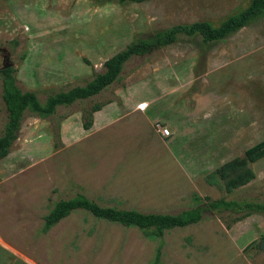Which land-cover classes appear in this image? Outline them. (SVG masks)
I'll return each instance as SVG.
<instances>
[{"label": "rangeland", "instance_id": "rangeland-1", "mask_svg": "<svg viewBox=\"0 0 264 264\" xmlns=\"http://www.w3.org/2000/svg\"><path fill=\"white\" fill-rule=\"evenodd\" d=\"M250 1L0 0V69L10 64L17 87L44 101L46 92L84 85L139 35L193 22L217 26ZM214 91L223 97L212 99ZM173 100L207 123L176 154L173 133L161 137L145 118L169 115ZM223 106L230 125L220 120ZM5 117L0 81V134ZM262 140L264 16L216 44L194 37L133 57L98 95L47 119L23 117L0 160V264H153L159 246V264H264L259 213L236 221L206 212L157 239L78 210L44 231L55 203L79 194L104 207L161 214L190 209L197 198L264 202V158L250 164L255 178L231 193L204 180Z\"/></svg>", "mask_w": 264, "mask_h": 264}, {"label": "trees", "instance_id": "trees-1", "mask_svg": "<svg viewBox=\"0 0 264 264\" xmlns=\"http://www.w3.org/2000/svg\"><path fill=\"white\" fill-rule=\"evenodd\" d=\"M96 5L145 2L147 0H92ZM264 16V0H251L249 4L228 16L219 25L209 22L178 24L154 33L137 36L120 52L114 54L103 64V71L95 74L82 86H75L57 92H46V99L40 101L34 92H23L15 81L12 68L0 69L1 100L5 109V123L0 134V160L5 158L18 137L21 121L25 114L41 119L56 115L59 107H69L77 101L87 100L98 95L117 81L124 65L133 57H143L152 52L169 47L184 39L198 37L202 44H216L239 30L247 27L255 19ZM45 93V92H44ZM101 105H95L92 113L100 111ZM55 134L58 137L59 122L55 123ZM92 126L91 116L83 120L82 128L89 130ZM264 158V140L247 149L241 156L223 164L204 177L206 183L220 186L227 193L244 186L255 178L250 164ZM83 210L93 217L106 220L124 227L137 228L149 238L161 239L167 231L184 228L199 223L206 212H228L234 214L235 220H241L253 213L264 215V202L226 201L197 198V204L177 214L142 213L137 210H125L115 207H104L89 200L84 195H77L68 200L55 203L44 218V231L54 227L74 211ZM161 246L158 247L153 264H159Z\"/></svg>", "mask_w": 264, "mask_h": 264}, {"label": "crops", "instance_id": "crops-1", "mask_svg": "<svg viewBox=\"0 0 264 264\" xmlns=\"http://www.w3.org/2000/svg\"><path fill=\"white\" fill-rule=\"evenodd\" d=\"M194 78H195V76H194ZM210 95H211V98L214 100L217 98L223 97V95L215 93V91H214V93H211ZM173 102H174V100L172 101V104L167 105L165 108L166 110L170 111L169 115H167V116H164L163 114L154 115V113L150 112L149 114L146 113L145 118L147 119V121H148L147 123L149 125L150 124L154 125V123L159 122V123H162L163 126L170 129L171 134L173 133L172 134L173 136H171L170 143L168 145H169V147L171 146L175 150L174 151L172 149L174 151V153L176 154V153H180L184 148L195 143L197 141V139L195 138V130L198 127H202V126L205 127V124H207V123H204L205 118L198 120V121L193 120V117L190 116L191 114L188 113V112H191L192 110L191 111L190 110L185 111L183 106H179L176 104L174 106ZM221 102H223V100H221ZM143 103L144 102H141V103H139V105L143 104ZM143 106H145V105H143ZM132 109H137V107H133ZM220 110H221V108H220ZM219 114H221L220 117H222V119L220 118L221 121L227 122L229 125L231 124L232 120L229 118V112L227 111V108L225 106H223L222 111H220ZM220 123H222V122H220ZM197 136H199V135H197ZM202 137H203V135H202ZM202 137H200V138H202ZM249 148H247V149H249ZM222 151L223 150H221V152ZM227 162L228 161L220 162L219 165L216 166V169L219 168L220 166H222L223 164L227 163Z\"/></svg>", "mask_w": 264, "mask_h": 264}, {"label": "built area", "instance_id": "built-area-1", "mask_svg": "<svg viewBox=\"0 0 264 264\" xmlns=\"http://www.w3.org/2000/svg\"><path fill=\"white\" fill-rule=\"evenodd\" d=\"M154 127L156 129V132H158L161 135V137L169 138L171 136L170 129L163 126L161 123H159V122L155 123Z\"/></svg>", "mask_w": 264, "mask_h": 264}, {"label": "water", "instance_id": "water-1", "mask_svg": "<svg viewBox=\"0 0 264 264\" xmlns=\"http://www.w3.org/2000/svg\"><path fill=\"white\" fill-rule=\"evenodd\" d=\"M10 66H11L10 64H6V65H4L2 68H3V69H7V68H10ZM262 245H263V244H262Z\"/></svg>", "mask_w": 264, "mask_h": 264}]
</instances>
